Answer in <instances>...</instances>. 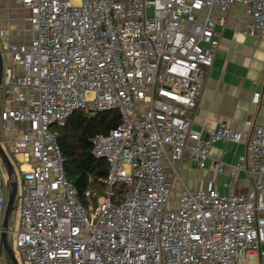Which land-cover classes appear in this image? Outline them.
<instances>
[{"label":"built area","instance_id":"obj_1","mask_svg":"<svg viewBox=\"0 0 264 264\" xmlns=\"http://www.w3.org/2000/svg\"><path fill=\"white\" fill-rule=\"evenodd\" d=\"M29 13L31 37L0 31L4 143L22 179L17 243L22 264H251L264 259V127L252 129L246 194L211 185L191 191L179 177L188 155L205 169L216 143L244 135L221 123L206 137L187 116L198 106L220 46L214 11L245 8L244 35L264 41V0H15ZM8 57L11 65H6ZM255 105L264 104L261 94ZM75 112H117L120 125L92 139L109 173L102 192L81 200L68 180L53 131ZM26 123L25 130L17 125ZM20 133V134H18ZM2 144V143H1ZM177 165V166H176ZM168 168V171L166 170ZM223 164L214 166L215 177ZM175 178L171 177V170ZM182 182L173 199L175 181ZM0 264L8 182L0 176Z\"/></svg>","mask_w":264,"mask_h":264},{"label":"crops","instance_id":"obj_2","mask_svg":"<svg viewBox=\"0 0 264 264\" xmlns=\"http://www.w3.org/2000/svg\"><path fill=\"white\" fill-rule=\"evenodd\" d=\"M1 3L7 5L8 0H0V5ZM214 17L222 21V26H217V31L221 35L220 46L213 67L205 80L198 106L187 113V116L193 120V131L201 134L203 138L221 123H226L231 129L241 132L244 140L240 144L216 143L203 170L198 169L191 158L185 155L178 163L179 173L186 186L194 192L208 189L212 185L225 195L229 193L225 184L232 182L235 193L246 194L251 189L248 177L244 172H237L232 176V172L240 157L246 154L247 141L252 132L246 123L252 122L254 126L264 127V104L255 105L253 102L256 94H261L264 98V41L244 35L243 5H236L229 12L215 10ZM1 30L3 29L0 27ZM30 37L27 36L26 40ZM6 65H11L9 57ZM19 106L17 103L5 102L3 98L0 102V116L4 110H12ZM26 126V123H20L17 129L23 131ZM12 137V134L5 136L0 125L2 147L9 150L22 172L27 166L21 167L19 158L12 154L9 144L4 143ZM218 163L223 164L224 168L223 172L215 177L214 166ZM0 176L3 179L2 183L8 182V173L1 160ZM252 256L255 257L256 264H264V259L257 255Z\"/></svg>","mask_w":264,"mask_h":264},{"label":"trees","instance_id":"obj_3","mask_svg":"<svg viewBox=\"0 0 264 264\" xmlns=\"http://www.w3.org/2000/svg\"><path fill=\"white\" fill-rule=\"evenodd\" d=\"M120 123L117 112L96 115L75 112L64 126L53 127L63 151L67 178L77 189L81 200L89 190L102 192L109 173L106 161L93 155L92 139L99 134L108 135Z\"/></svg>","mask_w":264,"mask_h":264},{"label":"rangeland","instance_id":"obj_4","mask_svg":"<svg viewBox=\"0 0 264 264\" xmlns=\"http://www.w3.org/2000/svg\"><path fill=\"white\" fill-rule=\"evenodd\" d=\"M0 27L4 31H8L10 33V36H11L10 40L11 41L21 43V42L27 41L26 40L27 36L28 37L31 36V30H30V26H29V13L22 6L18 5L15 0H8L7 5H3V3H1V5H0ZM3 98H4L3 94L0 92V102L2 101ZM0 125H1V120H0ZM3 148H4L5 152L7 153V155L9 156V158L13 164V167L15 169L16 179L19 183L22 179V176H23L22 172L19 169V167L17 166L14 159L12 158L9 150L6 147H3ZM166 170L168 171V168H166ZM171 172H172L171 177L174 179L176 175L172 170H171ZM179 177L183 180L182 175L180 173H179ZM182 187H183L182 182L178 178H176L175 188H174V192H173V199L174 200L180 196ZM21 194H22V191L19 188L17 198H19L21 196ZM7 199H8V190L6 189V204H7ZM20 209H21V205H20V203H18L17 207L15 208L14 212L11 215V219H10V223H9V229L11 231L18 232L20 229V226H21V222L19 219ZM10 237L11 236L9 235V239H10ZM10 246H11L13 252L15 253V256H16L19 264H22V258H21L19 251H18L17 243L14 241H11ZM2 257H3L4 262L6 264H12L10 262V260L8 259L7 255L5 254V252L3 253ZM251 264H256V260H255L254 256L251 257Z\"/></svg>","mask_w":264,"mask_h":264},{"label":"water","instance_id":"obj_5","mask_svg":"<svg viewBox=\"0 0 264 264\" xmlns=\"http://www.w3.org/2000/svg\"><path fill=\"white\" fill-rule=\"evenodd\" d=\"M4 66L5 65H4L3 53L0 48V86L2 84L4 77ZM0 160L4 164L8 173V199H7L6 210L4 213L3 224H2L3 232L1 239V249L4 250L5 254L7 255L8 259L12 264H19L15 256V253L13 252L10 246V241H9L10 240L9 223H10L11 215L19 203V199L17 198L18 181L16 179L15 169L13 167V164L9 156L5 152L4 148L2 147L1 141H0Z\"/></svg>","mask_w":264,"mask_h":264}]
</instances>
